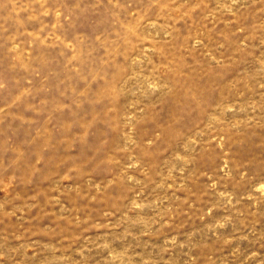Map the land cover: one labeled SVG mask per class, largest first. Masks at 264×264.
<instances>
[{
	"label": "rangeland",
	"instance_id": "obj_1",
	"mask_svg": "<svg viewBox=\"0 0 264 264\" xmlns=\"http://www.w3.org/2000/svg\"><path fill=\"white\" fill-rule=\"evenodd\" d=\"M0 264H264V0H0Z\"/></svg>",
	"mask_w": 264,
	"mask_h": 264
}]
</instances>
